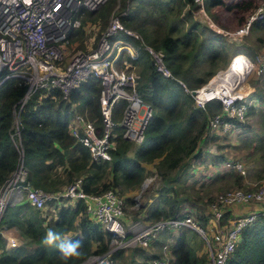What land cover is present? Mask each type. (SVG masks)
<instances>
[{
  "label": "trees",
  "instance_id": "obj_1",
  "mask_svg": "<svg viewBox=\"0 0 264 264\" xmlns=\"http://www.w3.org/2000/svg\"><path fill=\"white\" fill-rule=\"evenodd\" d=\"M133 1V8L121 16V21L127 29L137 31L142 40L124 33H119L118 36H122L138 49L137 58L128 57V60L139 65L137 92L143 99L150 101L154 109L143 141L137 145L133 154L129 155L131 146L135 144L123 139L118 127L115 130L116 148L111 153V160L96 161L91 158L88 148L69 134L68 125L73 112L88 116L95 120L97 125L100 123V84L94 76L89 77L66 98L55 88L36 91L20 112V131L17 137L13 128V112L24 94L25 86L16 79L6 80L0 85V186L16 168L19 150L23 152L27 183L50 193L62 191L81 178V189L85 193L101 194L112 189L123 196L140 189L147 176L148 166L151 165L163 186L147 208L146 220L156 222L189 215L203 230L213 218L210 205L216 200L207 198L204 204L208 214L203 213L205 209L201 211L195 206L202 197L198 193L193 196L187 192L189 190L186 189L185 181L190 177L188 160L194 153L195 157L199 156L209 132L208 118L221 112V103L212 100L202 109L193 108V98L185 91L184 86L176 80L164 79L155 70L142 46L143 42L162 51L166 66L186 88L197 89L205 84L214 72L208 71L201 77L192 65L184 67L182 60L189 55L185 50L193 40L192 32L185 31L182 35L173 36L175 26L171 22L172 17L181 15L186 6L189 8L183 14L188 19L191 18L194 9H191V6L194 5L192 0ZM223 4L221 0L211 1L214 6ZM253 7L255 6L250 0L224 4V8L229 11H246ZM112 8L111 2L108 3L100 13L98 11V17H104V21H107ZM96 13L82 10L79 15L82 24L68 33V39L83 29L86 23L84 17L88 15L94 22L98 18ZM155 14L157 16H154ZM149 17L161 20L164 28L168 25L169 31L161 36L157 30H152L151 33L149 23L152 22ZM239 22H242V18ZM119 105L116 113H120L123 102ZM241 123L237 122V125ZM245 128L247 124L243 125V129ZM254 148L262 150L261 156L264 158V139L259 140ZM247 156L246 153L244 158ZM224 177L225 175L221 178ZM206 180L208 179L202 182ZM234 183L241 186V177L235 179ZM125 202L133 204L128 197ZM194 206L199 212L194 210ZM51 215L53 214L44 213L27 203L8 206L1 224L17 229L20 235L28 240L30 250L20 255L10 254L5 250V243L0 238V264H65L55 245L47 246L42 242L48 229L60 233L64 240L81 241V256L72 258L67 264H82L91 255L103 254L111 249L114 237L87 217L83 201L78 200L71 205L61 206L55 214V219L46 221ZM70 232L72 234L68 236ZM167 241L171 242L170 264L208 263L204 250L206 241L196 230L184 228L168 231L160 235L155 243L162 245ZM122 252L118 250L111 254L116 264V259ZM226 264H264L263 217H258L242 229L240 241Z\"/></svg>",
  "mask_w": 264,
  "mask_h": 264
},
{
  "label": "built area",
  "instance_id": "obj_2",
  "mask_svg": "<svg viewBox=\"0 0 264 264\" xmlns=\"http://www.w3.org/2000/svg\"><path fill=\"white\" fill-rule=\"evenodd\" d=\"M108 0H0V85L6 80L16 79L23 83L25 91L14 108L13 128L19 137L20 112L30 97L41 89H58L64 98L76 90L89 77L94 76L100 84L98 104L100 123L91 120L80 112H73L69 125V134L83 143L91 158L96 161L111 160V153L116 148V128L121 129V137L132 144L139 145L144 139V132L153 116V105L137 92L139 74L132 70L131 59H136L138 49L130 42L118 36L119 33L140 39V35L127 29L121 21L124 13L110 18L101 32L95 46L90 50L79 51L68 60L66 46L68 33L81 25L82 10L98 11ZM193 14L207 26L217 28L205 8V0H192ZM264 19V0H260L255 10L248 16L243 26L231 34L241 38L249 31L254 21ZM155 70L164 78L176 80L184 86L193 98L197 108H204L212 100L221 103V112L209 117L208 130H229L237 127V122H244L251 107L264 106V100L253 94L248 87V80L254 72L260 73L262 57L251 61L244 55H236L226 69L216 72L205 88L188 89L176 79L166 66L164 53L142 42ZM128 61V62H127ZM130 62V63H129ZM240 76H242L240 78ZM247 76V77H246ZM195 91L192 95L191 92ZM209 93L207 98L203 94ZM203 93V94H202ZM119 116L116 110L120 108ZM116 113V114H115ZM115 116L117 118H115ZM209 131L208 133H211ZM197 153V151H196ZM235 169L245 174L244 166L237 160ZM27 170L23 152L19 150L18 163L10 177L0 186V238L11 248L18 247L16 239L7 237L6 227L1 222L8 206L27 203L44 213L56 212L81 200L87 217L99 224L104 231L118 239V245L103 254L91 255L82 264H116L111 254L118 248H149L164 231H178L191 228L203 233L189 215L183 218L149 222L143 228L132 230L129 234L124 228L125 199L116 190H106L101 194L85 193L81 189L82 179L66 186L62 191L46 192L34 188L26 181ZM149 180V179H148ZM258 206L248 214L239 215L231 220L229 226L219 231L218 247L209 244L205 237L209 257L208 264H226L240 241L243 228L264 218V183L255 189L244 191L235 189L221 194L210 205V211L216 223L222 218L220 205ZM56 217V216H55ZM171 242L162 246V256L138 264H170Z\"/></svg>",
  "mask_w": 264,
  "mask_h": 264
},
{
  "label": "rangeland",
  "instance_id": "obj_3",
  "mask_svg": "<svg viewBox=\"0 0 264 264\" xmlns=\"http://www.w3.org/2000/svg\"><path fill=\"white\" fill-rule=\"evenodd\" d=\"M211 1L212 0H205V8H206V11L209 15H211L216 21H218L219 18H221L220 20L222 22L224 21L225 25L228 26V28L229 27H232V28L238 27V23H239V20L241 18V15H240L241 12H239V15H237L236 19L234 20L231 13L230 14L225 13L224 4L222 5V7L214 6V5H211ZM225 1L227 3H232V2L237 1V0H225ZM250 1L258 3L260 0H250ZM110 2H111V5L113 6V8L111 9L110 14L107 17V21H104V19H105L104 17H101V16L98 17V11L100 13L103 10V8L106 5H108V3H110ZM134 4H135V1H133V0H108L107 3H105L98 11H96L97 12L96 16L98 18L94 22L88 18V15L86 17H84V19H86V23L83 25V29L79 32H75L74 34H72V37L68 39V44L66 46L67 51H66L65 59L68 60L75 53H77L79 51H85V50L92 49L95 46L101 32L107 26L110 18L112 16L118 14V13H124L125 14L126 11H129L133 8ZM208 5H209V7H208ZM212 6H214V7H212ZM154 7H156V6H154ZM207 7H208V9H207ZM188 8H189V6H186L181 11L182 12L181 15L172 17L171 22L175 26L173 36L177 37L179 35H182L185 31H189L191 33L192 32V29H191L192 26L196 27V32L194 30L193 33L209 36L210 31L207 28H205L206 27L205 23L203 24L195 16V14H193V10H194L193 6H191V9H193L191 18L188 19L187 17H185V15L183 13ZM210 8H211V12H210ZM248 13H246L245 15H247ZM154 16H157V14H155ZM173 20H174V22H173ZM149 21L152 22V23H149L151 25V29L149 28L151 33H152V30H157L158 35L161 36L165 32L169 31L168 25L165 24L167 26V28H164V26H163L164 23L160 22L161 20L156 19L154 17H149ZM81 24H82V19H81ZM154 28H156V29H154ZM134 32H137V31H134ZM263 33H264V30H263ZM198 38H199V36H198ZM208 44H211V43L208 42L207 45ZM259 44L260 45L264 44L263 38ZM196 45L199 48L203 49L204 58H207L206 55H208L210 50L204 48V46L201 47V45H202L201 40L197 41ZM192 46L193 45L186 47V49L189 50V55L185 60H182V62L184 63L183 64L184 67H188L189 64H191V63L193 65V62H192L194 60L193 55L195 56V54H193L194 50L192 49ZM241 46H242V44L238 45V47L234 46V44H233L232 51L233 52L238 51L239 49H241ZM256 49L257 48H253L252 46L249 49L251 51L249 58H251L252 60H255V58L258 55L262 54V53L258 54L260 51L259 50L256 51ZM185 52L187 53L186 50H185ZM260 57H262L264 59L263 55ZM197 59H199V57H197ZM227 60L228 59L226 58L225 63L227 62ZM262 61L264 62V60H262ZM208 62H211V60H207L205 63L198 65L199 76L204 77L205 73H207L209 71L207 69L205 70V72H204V70H202V68H206V67L208 68V66H207ZM130 64L133 68L132 70H135L137 73H139V71H140L139 65H137L135 63H130ZM209 64H211V63H209ZM227 66H228V64L226 65V67H223V69H226ZM209 80L200 87H202V88L207 87ZM248 87L252 90L251 92L253 94L254 93L256 94L258 92L263 93V91H264V71H263L262 75H261V71L259 74L254 72L250 81L248 80ZM191 105L193 108H196L193 105V103ZM74 107L75 106H73V108ZM76 107H77V105H76ZM76 107H75V109H76ZM211 116L212 115H210V117ZM208 122H209V118H208ZM244 124H248V126L250 127L249 131H245L243 129L244 131H237L236 133H233L230 135L225 134L222 137V139H220V137L217 139V142H220V143L216 144L217 146L216 145L215 146L217 148H223L225 151V154H227L229 156L236 155L237 160H240L242 162L244 161L245 174L242 176V174H240L235 169V166H233V167H231V170H230V172L232 174H228V176H225L224 178H221L223 176L220 174L223 172L225 175L227 171L221 170L219 173L215 174V177L209 179V181L207 183L203 184L200 181H198L195 183L194 186H190V187L186 186V189L189 190V191H187V190L186 191L189 192L191 195L196 196V194L198 193L199 196L202 197V199L195 205L199 208V210L203 211L205 209L204 203L207 202V198L216 200L218 196H220L221 194H225L228 191L235 190V189H241L244 191H249V190H253V188H255L256 186H261L264 183V158H262V156H261L262 150H260V149L258 150V149L254 148L259 140L264 139V110L257 109V108L249 109V112L247 113ZM231 135H233V136H231ZM230 140H233L234 143L231 144ZM136 147H137V145L131 146L130 151H129V155L133 154ZM242 148L244 149L243 151L245 153H243L240 150ZM211 149L215 150L214 147H211ZM246 153L248 154V156H247V158L244 159L243 157L246 155ZM218 160L221 161L220 155L218 156ZM153 171L154 170H152L151 168L148 167L147 176H146L145 180L143 181V184L141 185L140 189L133 191V193L130 192V193L123 195L124 199L128 197L129 199H131L133 201V204H129L128 202L127 203L124 202V204H123V209H124V222H123V224H124L125 230L129 234H131L130 232L132 230L135 231V230L143 228L144 226L147 225V222L144 220L146 218V215H145L146 210L151 205V203L153 202V199L156 198L158 191L163 186L161 179L158 177V175L154 174L155 172H153ZM239 177H241V186H238L234 183V180L239 178ZM148 179H151V182H149ZM65 203H66V205H69L68 202H65ZM62 205L63 204H61V206ZM195 206H194V210L199 212V210ZM57 212H58V210L56 212H54L53 215H51V218H50V216H48L46 218V221L47 220L52 221V218L55 219V214ZM204 212H206L208 214V211L206 209L203 211V213ZM209 216H211V215H209ZM208 227L209 226L207 225L206 229L205 228H204L205 230L203 229L204 236H203V233L197 232L198 235L200 237H202L205 241H206L205 237L208 238V236H209L207 233ZM71 234H72V232H70L68 234V236H70ZM20 236L25 238L23 235H20ZM118 242H119L118 239L113 238V240L111 242V248L116 247L118 245ZM24 248H25L24 249L25 252H28L30 250V247L28 246V244H25ZM139 248H141V247H129V248H118V249H116L115 251H118V250L123 251L121 253V255H119L118 258L116 259L117 264H136L139 261L145 260L147 257L145 255V253H143L145 251L142 249H139ZM204 250L207 254V257H209V249H208L207 241L205 243ZM9 251H10V254L12 253L14 255H17L20 253V251L18 249H12Z\"/></svg>",
  "mask_w": 264,
  "mask_h": 264
},
{
  "label": "crops",
  "instance_id": "obj_4",
  "mask_svg": "<svg viewBox=\"0 0 264 264\" xmlns=\"http://www.w3.org/2000/svg\"><path fill=\"white\" fill-rule=\"evenodd\" d=\"M221 1L224 4H226V5L228 4L225 0H221ZM238 1H248V0H237V1H234V2H238ZM258 3L252 2V4L255 7H253L252 9H248L246 11L244 9H236V10L234 9V10L229 11V10H226L224 8L225 13H228V14L231 13L234 20L236 19V16L239 15V12H241L240 15H241V18H242V22H239L238 23V27H236V28H232V27L228 28V26L225 25L224 21L222 22L220 20L221 18H219V20L216 21L211 15H210V17H211L212 21L214 22V24L217 26V28L216 27L212 28V27H209V26H207L205 24V26H206L205 28H207L210 31V35L209 36L193 33L194 30L196 32V27L193 26L192 27V33H191V36H192L193 40H191V44L190 45H193L192 49L194 50L193 54H195V56L193 55V57H194V60L192 61L193 65L191 63V64H189V66L192 65L194 67V70H196L198 72V65H200L202 63H205L207 60H211V62H208V65H207L208 68L207 67L206 68H202V70H204V72H205V70L207 69L209 71H213L214 74H215L216 72L222 70L223 67H226V65L236 55H244L248 59H250L251 61H255V60H252L251 58H249L250 57V53H251V51L249 49L251 48V46L253 48H257L256 51L257 50L260 51L258 54L262 53V54L258 55L257 57H260L262 55L264 56V44H261L262 46L259 44L260 41H262V38L264 39V33H263V30H264V19L263 20L254 21L251 24L248 33L246 35L242 36L241 38L236 37V36H231V35L228 34V33H231V34L235 33L236 31H238L243 26V24L245 23V21L248 18V16L258 6ZM215 6H218V5H215ZM212 7H214V6H212ZM220 7H222V6H220ZM211 8H210V12H211ZM246 13H248V14L245 15ZM198 36H199V38H198ZM121 38H123V37L121 36ZM199 40L202 41L201 47L204 46V48L210 50L208 55H206L207 58H204L203 49L199 48L196 45L197 41H199ZM208 42L211 43V44L207 45ZM233 44L236 47H238V45L242 44L241 49H239L238 51L233 52L232 51ZM186 51L189 52V50H187V49H186ZM197 57H199V59H197ZM226 58L228 60L225 63V59ZM209 63H211V64H209ZM259 67L261 68V75H262L263 71H264V62L263 61H261V63L259 64ZM197 74H199V73H197ZM199 87H197V88H199ZM256 94L259 97V99H261V101L264 100V91H263V93H261V92L259 93L258 92ZM257 107H258L257 109L264 110V106H262V105H258ZM251 108H256V107H251ZM244 123H245V121L242 122L241 125H237L236 128L229 130L230 132H228V133L219 132V131H222L221 129L220 130H218V129L209 130V131H212V132L208 133V135L206 137V140L203 142V144H202L203 147H202V150H201L199 156L195 157L196 154L194 153L192 156H190V158L188 160V162L190 164V169L188 171V175H190V177H189L188 180L185 181V186H187V187L194 186L195 183L198 182V181H200L203 184L207 183L209 181V179L215 177V174L219 173L221 170H226L227 171L225 176H228V174H232L230 172V170H231V167H233V164L235 162H237L236 155L229 156V155L225 154V151H224L223 148H217L216 144L220 143V142H217V139L219 137H220V139H222V137L225 134L230 135V134L236 133L237 131H244V130L249 131L250 127L248 126V124H247V128H245L243 130ZM231 136H233V135H231ZM230 142H231V144L234 143L233 140H230ZM211 147H214L215 150H212ZM240 150L243 153H245L243 151L244 150L243 148L240 149ZM219 155H220L221 161L218 160V156ZM238 161L241 162L243 164V166H244V161L243 162L240 161V160H238ZM148 167L153 170L152 166H148ZM220 175L224 176V173L222 172ZM205 179H208V180L202 182ZM148 181L151 182V179H149ZM253 189H255V188H253ZM132 193H133V191H132ZM220 206H221L222 213H223L222 214V218H221L222 221L220 220L219 223H216L214 221V219L212 218V219H210L209 224H208L209 227H208V232L207 233L209 235L208 236L209 239L208 238L207 239H208L209 243L213 247H218V245L220 243V238H219L218 235H219V231H220L221 228H223L225 226H229L230 223H231V220L234 217L239 216V215L248 214L251 211H254L255 209L258 208V206H255L254 204H250V205H223L222 204ZM144 220L147 223L149 222V221L146 220V218ZM5 227H6L5 234L7 235V237L16 239V241L19 244L22 245V246L20 245L18 247L11 248V247L8 246V243L5 240H3L4 243H5V250L8 252L9 250H12V249H18L20 251V253L17 254V255H20L21 253H24L25 252L24 251V249H25L24 246H25V244H28V240L23 238V237H21L20 233L17 231V229L11 228V227H9L7 225H5ZM167 232L168 231H164V232L160 233L159 236L162 235V234H165ZM155 242L147 250H144L145 252H143V253H145V255L147 257H146L145 260H142V261H146V260H149V259H152V258H156V257L162 256V254H163L162 246L166 242L164 244H162V245L159 244V243H155ZM8 253H10V251ZM167 255L171 257V250H170V252ZM142 261H139V262H142Z\"/></svg>",
  "mask_w": 264,
  "mask_h": 264
},
{
  "label": "clouds",
  "instance_id": "obj_5",
  "mask_svg": "<svg viewBox=\"0 0 264 264\" xmlns=\"http://www.w3.org/2000/svg\"><path fill=\"white\" fill-rule=\"evenodd\" d=\"M47 246L55 245L59 253V257L65 261L72 258H79L81 256V241L80 240H64L60 233L48 229L43 237L42 241Z\"/></svg>",
  "mask_w": 264,
  "mask_h": 264
},
{
  "label": "bare ground",
  "instance_id": "obj_6",
  "mask_svg": "<svg viewBox=\"0 0 264 264\" xmlns=\"http://www.w3.org/2000/svg\"><path fill=\"white\" fill-rule=\"evenodd\" d=\"M242 76H240V78H241ZM247 77V76H246ZM203 94V93H202ZM204 95V97L205 98H207L208 96H209V93L208 92H206L205 94H203Z\"/></svg>",
  "mask_w": 264,
  "mask_h": 264
},
{
  "label": "water",
  "instance_id": "obj_7",
  "mask_svg": "<svg viewBox=\"0 0 264 264\" xmlns=\"http://www.w3.org/2000/svg\"><path fill=\"white\" fill-rule=\"evenodd\" d=\"M191 94L194 95V94H195V91L193 90V91L191 92Z\"/></svg>",
  "mask_w": 264,
  "mask_h": 264
}]
</instances>
